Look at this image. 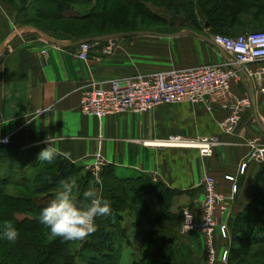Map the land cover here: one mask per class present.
Masks as SVG:
<instances>
[{
  "label": "crops",
  "instance_id": "obj_1",
  "mask_svg": "<svg viewBox=\"0 0 264 264\" xmlns=\"http://www.w3.org/2000/svg\"><path fill=\"white\" fill-rule=\"evenodd\" d=\"M17 13L0 3L2 42L20 27L16 23ZM187 30L211 38L204 34L208 30L205 24L201 31L191 27L173 33L136 31L145 33L132 32L130 35L137 39L126 38L109 56L99 53L96 48L100 45H95L86 61L75 56L76 46H59L32 30L23 31L7 45L8 52L0 56V142L8 136L22 153L34 149L36 160L48 146L44 141L49 140L51 146L62 154L69 153V160L84 169L91 167L99 154L100 169L110 165L117 175L141 173L159 180L178 191L173 208L177 205L188 208L196 217L203 213L202 179L207 174L213 176L223 196L217 218L226 223L228 234L227 238L217 237L220 254L231 248L230 220L253 200L255 173L263 162L250 155L249 147L254 138L264 142V94L259 92L264 78L256 73L257 66H249L251 75L243 81L231 83L229 100H207V106L183 102L144 113L109 115L101 121L83 115L78 108L81 88L91 80L147 75L230 60L194 33L171 36ZM32 33L40 38L33 39ZM250 93L254 94V104L250 102L243 108L241 123L232 133H224L219 122L230 113L232 98L237 102L246 98L250 101ZM169 136L195 144L202 137H216L219 142L212 145L210 156H202L194 145L159 144ZM26 159L21 160L22 164L18 160V174L23 170L26 173L33 163L28 160L24 164ZM244 162L247 166L240 173L239 166ZM226 175L234 180H227ZM233 184L237 186L235 192H231ZM178 245L190 250L196 264H203L205 252L200 234L190 233Z\"/></svg>",
  "mask_w": 264,
  "mask_h": 264
},
{
  "label": "trees",
  "instance_id": "obj_2",
  "mask_svg": "<svg viewBox=\"0 0 264 264\" xmlns=\"http://www.w3.org/2000/svg\"><path fill=\"white\" fill-rule=\"evenodd\" d=\"M88 1L91 0H23L18 6L5 0H0V3L7 2L15 7L14 10L25 12L24 17L17 13L15 17L17 25H31L54 39L69 42L126 33L127 31L122 30L115 32L100 30L108 25H113L116 30L121 28L128 20L127 11L130 8L141 14L149 9L141 0H123L127 7L117 4L116 12L112 8L107 10L104 8L105 12L101 10L97 13L92 8L87 9L78 5ZM255 2L256 7L247 5L245 7L254 15V20L248 22L247 26L255 28L243 32L264 29V16L262 20L257 16L259 11L264 12V0ZM160 4L166 14L159 15V18L164 19L171 27L178 25L198 31L203 29L197 0H160ZM230 6L229 0H210L209 3H204L207 16L205 20L208 21L210 28L213 26L216 29L215 32L232 33L237 27H247L241 15L231 12ZM32 12L39 20L54 18L76 20L81 23L77 25L66 23L67 26L62 24L57 29L45 30L32 23V19L25 21ZM153 14L156 15V12ZM132 32L136 31H130ZM2 40L0 37V43ZM21 153V148L10 140L7 143L0 142V184L22 189L27 187L29 190L23 194H15L11 189H8L11 192L2 191L3 204L9 208L11 213L9 216L15 221L14 227L20 232L17 241L22 237L31 241L30 243L19 241V245L27 249L24 250L27 264H125L119 259L126 249L131 257L126 264H196L190 250L178 245L180 239L189 235H181L179 231L183 221V207L177 205L175 209L173 208L178 191L141 173L127 177L118 176L114 167L110 165L102 168L100 179L95 182L89 169L75 165L62 155L48 164L36 161L37 158L35 160L33 157L36 151L32 148L22 153V156ZM23 158H27L24 164L28 160H32L33 163L28 170L26 169L27 174L25 170L18 174L17 162L20 159L22 164ZM24 164L21 169H24ZM73 178L78 185V191L75 193L77 197H81V193L90 187L98 186L99 194L110 204L111 215L98 217L97 230L84 240L77 241L78 243L62 242L58 238L53 240L45 238L43 242L29 239L27 231H37L44 227L39 223L38 215L53 197L58 181ZM133 213L136 214V218L132 221L130 216ZM230 226L231 248L225 264H264V255L259 253L262 258L257 260L255 249L256 244H264V161L255 173L253 200L230 220ZM242 233L244 235H241ZM4 243L1 242L2 245ZM31 243L34 250L40 251V256L32 252V249L28 250ZM238 243L242 245L237 247ZM74 244H77V248L73 250ZM12 262L10 264L16 263Z\"/></svg>",
  "mask_w": 264,
  "mask_h": 264
},
{
  "label": "built area",
  "instance_id": "obj_3",
  "mask_svg": "<svg viewBox=\"0 0 264 264\" xmlns=\"http://www.w3.org/2000/svg\"><path fill=\"white\" fill-rule=\"evenodd\" d=\"M211 39L227 53L229 61L165 69L147 75L91 80L81 88L79 111L101 121L109 115L144 113L160 106L183 102L206 105L207 100H229L232 97L231 83L243 81L246 76L251 75L249 66L252 64L257 66L256 73L264 78V29L243 32L235 36L215 34ZM106 41L108 45L96 48L102 55L111 53L117 38ZM94 48L95 45L90 42L78 44L75 56L86 61ZM259 92L264 94V80ZM249 104L248 98L242 102L232 98L228 107L230 113L219 122L224 133H232L238 127L242 120L243 108ZM8 141V136L1 139L3 143ZM164 142L165 146L194 145L199 148L202 156H210L212 145L219 141L216 137H202L200 143L195 144L186 142L179 136H169ZM249 147L250 155L254 159L264 161V142L254 138L249 141ZM246 166L245 162L241 163L239 172L243 173ZM100 168L101 160L98 154L96 162L87 169L96 175ZM225 178L234 180L231 175H226ZM202 186L204 194L201 204L202 216L196 217L190 209L184 208L179 231L181 235L196 232L202 236L205 252L203 264L226 263L228 249H223L219 254L216 246L218 236L220 238L228 236L226 223L220 222L217 218L218 205L223 196L218 192L215 179L211 175L203 177ZM236 188V184H233L231 192H235Z\"/></svg>",
  "mask_w": 264,
  "mask_h": 264
},
{
  "label": "rangeland",
  "instance_id": "obj_4",
  "mask_svg": "<svg viewBox=\"0 0 264 264\" xmlns=\"http://www.w3.org/2000/svg\"><path fill=\"white\" fill-rule=\"evenodd\" d=\"M5 1H10V3L18 6L21 3V1H23V0H5ZM95 1L91 0V1H88L86 3H81L78 5L82 6L84 8H87V9L92 8L93 11L94 12L96 11L97 13H100L101 10L104 11V8H106V10L112 8L114 10V12H116L115 5H117V4L124 5L127 7L126 2L123 0H97L96 2ZM141 1H144L146 3L145 6L149 7V9L146 12H144V14L137 13L136 11H134L133 8H130L127 11L126 20L127 19L128 20L121 28H118V30H116V29H114L113 25H112L113 27L108 25L105 27V29L100 30V32H115V31H119V30L127 31L126 33L121 32V34L120 33L117 34L120 37V39H118L117 42L115 43V45L112 46L111 53L107 54L106 56H109L110 54H112L113 51L119 47L120 42H122V41L126 42V40H125L126 38H131L133 41H135V39H137L136 36L130 35L131 34L130 31L151 30V31H155V32L173 33V32L184 29V27H180L178 25H174L171 27L168 24V22H166L162 18H159L160 17L159 15H163V14L165 15L166 14L164 12V8L160 4V0H141ZM229 1L231 2V6H230L231 12L232 13L237 12L239 15H241L240 17H241V19H243L246 22L245 23L246 26L249 24L248 22H252L254 20V17H253L254 15L252 14V12H250L249 9L245 8V7H247V6H251L252 8H253V6L256 7L255 0H229ZM50 2H52V1H50ZM206 2L209 3L210 0H197L199 18L201 20L202 27L204 26L205 22L207 21V20H205L207 18V16H206V8L204 7V3H206ZM3 4L11 7L12 10H14V8H15L13 5L8 4L7 2H5ZM50 5L51 4H48V6H50ZM257 5L259 6L260 4L258 3ZM102 6H104L103 9H102ZM238 7H241V8H238ZM154 11L156 12V15L153 14ZM17 12H18V14H22V16L24 17L25 12H22L20 10H17ZM33 15H34L33 12L28 14V17L25 19V21L32 19V23L36 24L37 26H39L40 28L45 29V30L57 29L58 26L60 27L62 24L64 26H67L66 23H72L73 25H77V24L81 23V21H76V20H62V19H54V18H47V19L45 18V19L39 20V19H37V16L34 17ZM257 16L259 18H261V20H262L263 16H264L263 10L259 11ZM257 16H256V18H258ZM166 17L168 18V15ZM95 18H97V17H95ZM95 20H93L94 23H95ZM207 23H208V21H207ZM91 24L93 26V23H91ZM20 26H22V25H20ZM23 26H26V25H23ZM186 26H188V25H186ZM233 27L235 28L234 25H233ZM233 27L231 26V29H233ZM93 28L95 29V27H93ZM93 28H91V30H93ZM185 28H190V27H185ZM254 28H249V26H247V27L244 26L242 28L237 27V28H235V30H236L235 32L221 33V32H215L216 29H214L213 26H211V28H210L209 23H208V30H207V32L205 31L204 34L207 33L209 36H212V35L221 33V34L232 36V35H236L240 32H243L246 30H251ZM76 31H78V30H76ZM128 32L130 34H128ZM32 34L34 37L33 39L40 38L39 35H37L35 33H32ZM127 34L129 35V37H125V36H128ZM90 43L93 45H101V46L102 45H108V42L103 41V40L102 41H94V42H90ZM100 170H102V169H100ZM100 170L98 171V173L96 175L92 174L95 182H98L100 179L99 178V175L101 172ZM118 175L119 176H126V175L130 176V175H133V173L130 172V173L124 174V173L119 172ZM13 188H15L16 190ZM8 189H11V191H15V194H17V193L23 194V193H27L29 191L27 187L25 189H22V188L16 187V186H11V185L5 186L4 184H0V232H2L4 230V227L8 222H11V224L13 226L15 225V221L9 216V215H11L9 208L3 204L4 203V200L2 198L3 193L11 192V191H8ZM90 189L95 190L98 194L100 192L99 187L95 186V185L93 187H90ZM2 191H3V193H2ZM19 217H21V216H19ZM130 218L132 219V221L135 220L136 214L133 213L130 216ZM179 230H180V227H179ZM26 233H27L26 235H27V237H29V239H33L36 241L43 242V239H45V238L48 239V230L45 227L40 228L37 231H35V230L29 231V232L27 231ZM241 235H244V234L242 233ZM20 240L23 243H26V242L30 243L31 242L30 240H27L25 237L20 238ZM19 241H16L15 243H9L6 240H0V264H10L12 261H16V263H14V264H27V260L25 259V251H24V250L27 251V249L22 247L21 244L19 245ZM134 241L137 244V240L135 239ZM1 242H5L4 245H2ZM32 244L33 243H31V246L28 250L30 251L32 249L31 250L32 252H34L36 255L40 256V251L34 250ZM76 245L77 244H74L72 246L73 250L77 248ZM241 245L238 243L237 247H239ZM72 247H71V249H72ZM255 249H257V252H256L257 260H261L262 257L259 256V253L264 255V244H256ZM130 259H131V257H129V251L126 249L125 251H123L119 261H123V263L126 264L127 261ZM9 261H11V262H9Z\"/></svg>",
  "mask_w": 264,
  "mask_h": 264
},
{
  "label": "clouds",
  "instance_id": "obj_5",
  "mask_svg": "<svg viewBox=\"0 0 264 264\" xmlns=\"http://www.w3.org/2000/svg\"><path fill=\"white\" fill-rule=\"evenodd\" d=\"M44 143L48 146L39 152L36 161L51 164L62 153L51 146L49 140H45ZM62 155L70 159L69 153ZM77 191L78 185L74 178L59 180L53 197L47 206L40 210L38 221L48 230L49 240L57 238L62 242L84 240L97 230L98 217L111 215L109 202L95 190L83 191L82 198L75 195ZM19 235V230L8 222L0 232V240L15 243Z\"/></svg>",
  "mask_w": 264,
  "mask_h": 264
},
{
  "label": "water",
  "instance_id": "obj_6",
  "mask_svg": "<svg viewBox=\"0 0 264 264\" xmlns=\"http://www.w3.org/2000/svg\"><path fill=\"white\" fill-rule=\"evenodd\" d=\"M205 27H208L207 21L205 22ZM25 30H32V31L38 33L43 38L47 39L48 41H50V42H52V43H54L56 45H59V46H76V45L81 44V43L94 42V41H102V40H107V39H115V38L118 37L117 35H103V36H99V37H95V38H91V39H79L76 42H69V41H63V40L54 39L51 36H49L46 33H44L43 31H40L39 29L35 28L34 26L26 25V26L17 27L14 30V32L1 43V45H0V55L7 53L8 52L7 45L18 34L22 33ZM134 33L135 34H144L145 32H134ZM187 33H194L198 37H200V38L204 39L205 41L209 42L210 44L216 46L223 53V55H224V57L226 59H228V60L230 59L228 57L227 53L220 46H218L217 44H215L214 41L210 37H208V36L197 34V33L193 32L192 30H187V31H184V32H179L177 34H172L171 36H176V35L179 36V35H184V34H187ZM250 102H251L252 105L254 104V94L253 93H250Z\"/></svg>",
  "mask_w": 264,
  "mask_h": 264
},
{
  "label": "bare ground",
  "instance_id": "obj_7",
  "mask_svg": "<svg viewBox=\"0 0 264 264\" xmlns=\"http://www.w3.org/2000/svg\"><path fill=\"white\" fill-rule=\"evenodd\" d=\"M163 143H166V142H164V140H161V141L159 142L160 145H165V144H163ZM149 144H150V143H149Z\"/></svg>",
  "mask_w": 264,
  "mask_h": 264
}]
</instances>
